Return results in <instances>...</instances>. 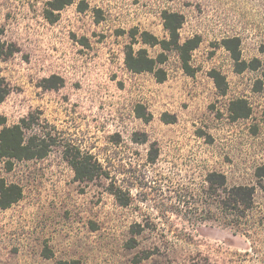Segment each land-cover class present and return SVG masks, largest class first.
I'll use <instances>...</instances> for the list:
<instances>
[{
	"label": "rangeland",
	"instance_id": "obj_1",
	"mask_svg": "<svg viewBox=\"0 0 264 264\" xmlns=\"http://www.w3.org/2000/svg\"><path fill=\"white\" fill-rule=\"evenodd\" d=\"M48 1L0 0V117L50 146L0 161L22 189L0 210V264H264V0ZM165 12L184 17L181 42L201 37L192 75L141 41L169 38ZM130 46L164 53L166 80L128 71ZM77 152L99 178L77 180ZM211 174L253 187L252 208L219 203Z\"/></svg>",
	"mask_w": 264,
	"mask_h": 264
},
{
	"label": "trees",
	"instance_id": "obj_2",
	"mask_svg": "<svg viewBox=\"0 0 264 264\" xmlns=\"http://www.w3.org/2000/svg\"><path fill=\"white\" fill-rule=\"evenodd\" d=\"M72 3L73 0L48 1L51 13L53 11H60ZM163 19L165 22L164 27L168 32L169 38L159 41L151 34L143 32L140 35L142 43L151 46L159 45L163 51H176L181 60L184 72L188 75H192L193 68L190 65L191 53L199 47L201 37L196 35L181 42L180 29L184 24V17L178 13L165 12L163 14ZM51 22H55V20L52 19ZM236 42L237 40L235 41L234 39L225 40L224 46L231 53L232 58L236 62L243 64V68L239 69V71H243L245 63H240L239 44ZM164 62V53H161L159 58L153 59L149 56L146 49L135 51L132 46L128 48L125 56V65L128 71L134 74H154L157 81L160 83L166 80L165 71L159 67V65ZM212 77L215 83L220 86L221 80L223 81L221 75L215 72ZM6 95L7 92L0 91V103L3 102ZM247 115V113H242L240 115L236 114V117H246ZM23 122H25V120ZM24 130V127L20 124L11 127L6 126V119L0 117V161H6L9 165V169L12 168L14 160L40 159L45 157L49 152V144L36 136L26 137ZM69 163L73 167L76 178L79 181H94L102 175L100 165L93 161L92 156H82L77 152L69 159ZM214 177H219L224 181L213 189L216 193L221 189L219 203L228 204V207L235 211H246L252 208L254 195L253 187L238 186L227 190L224 176L220 174H211L208 179V182H211V188L214 187L216 182L213 179ZM113 194L118 198L117 193ZM21 198L22 189L18 185L8 184L4 179H0V210L10 208ZM143 259L144 258L137 259L133 264H138ZM57 264H81V262L78 260L60 261Z\"/></svg>",
	"mask_w": 264,
	"mask_h": 264
}]
</instances>
